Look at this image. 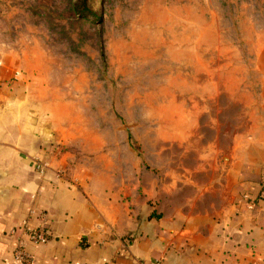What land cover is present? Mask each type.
Listing matches in <instances>:
<instances>
[{
    "label": "rangeland",
    "instance_id": "374dc122",
    "mask_svg": "<svg viewBox=\"0 0 264 264\" xmlns=\"http://www.w3.org/2000/svg\"><path fill=\"white\" fill-rule=\"evenodd\" d=\"M93 2L85 19L79 0H0V82L66 158L48 173L209 205L235 145L264 138V0Z\"/></svg>",
    "mask_w": 264,
    "mask_h": 264
},
{
    "label": "crops",
    "instance_id": "0c3cea01",
    "mask_svg": "<svg viewBox=\"0 0 264 264\" xmlns=\"http://www.w3.org/2000/svg\"><path fill=\"white\" fill-rule=\"evenodd\" d=\"M26 107L22 91L0 82V264H17L25 223L50 230L45 245L29 246L36 264H264V138L235 145L203 190L209 205L167 209L108 192L95 176L81 188L38 173L37 160L66 158L49 153Z\"/></svg>",
    "mask_w": 264,
    "mask_h": 264
},
{
    "label": "built area",
    "instance_id": "2783aa9c",
    "mask_svg": "<svg viewBox=\"0 0 264 264\" xmlns=\"http://www.w3.org/2000/svg\"><path fill=\"white\" fill-rule=\"evenodd\" d=\"M49 166L46 162L37 161L36 171L41 175H46L49 172ZM23 236L26 239L20 238L17 242L16 248L14 250V260L17 264H36L34 255L31 253L29 246L39 247L45 245L49 238L51 237L50 230L47 226H43L38 229H30L27 223L22 225ZM13 234H16V231H13ZM143 264V263H137ZM153 264H160L158 261H155Z\"/></svg>",
    "mask_w": 264,
    "mask_h": 264
},
{
    "label": "trees",
    "instance_id": "16d2710c",
    "mask_svg": "<svg viewBox=\"0 0 264 264\" xmlns=\"http://www.w3.org/2000/svg\"><path fill=\"white\" fill-rule=\"evenodd\" d=\"M94 0H79L78 5L76 6L77 14L85 19L90 17H97V12L94 8Z\"/></svg>",
    "mask_w": 264,
    "mask_h": 264
}]
</instances>
